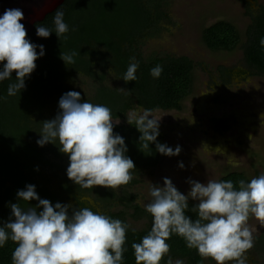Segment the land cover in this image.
I'll return each instance as SVG.
<instances>
[{
    "label": "trees",
    "instance_id": "16d2710c",
    "mask_svg": "<svg viewBox=\"0 0 264 264\" xmlns=\"http://www.w3.org/2000/svg\"><path fill=\"white\" fill-rule=\"evenodd\" d=\"M165 1L64 0L27 32V38L32 43L44 45L45 55L35 61L36 68L25 80L26 87L20 93L7 96L8 85L16 82L15 72L11 79L0 82V97H7L0 100V225L10 218V204L18 202L17 191L27 184H34L39 197L48 199L53 205L72 200L69 204L74 207H91L94 211L100 208L99 211L104 214L122 221L127 222L128 217L146 219L144 228L133 232L131 227L126 234L124 264H135L131 245L140 242L152 224V217L136 203V195L127 191L114 192L103 186L80 188L68 179L66 169L69 159L59 151L58 145L47 143L41 147L36 141L40 138L39 130L43 122L55 118L58 101L68 91L80 92L82 101L108 106L113 120L124 121L126 114L135 108L182 109V102L193 87L194 69L199 64L185 55L144 54L141 50L146 39L158 34L163 24L170 22ZM57 10L64 12L69 32L60 39L55 32L48 38L38 37L37 27L54 30ZM246 13L250 15V23L243 35L235 24L219 19L202 29L201 41L211 51L231 52L239 47L246 66V72L241 74L264 76V48L259 44L264 37V6H260L255 14L249 10ZM62 51L77 53L75 63L66 65L60 58ZM133 56L139 63L137 80L125 83L120 77L126 72ZM157 65L163 67V72L158 79H154L150 71ZM221 75L226 79L230 72L223 70ZM109 77L118 82L120 88L107 84ZM85 78L91 82L92 91L89 94L77 89V81ZM225 129V123L218 122L217 130ZM113 132L124 137L128 148L126 155L135 164V169L131 170L132 180L123 185L129 189L138 183L141 171L156 165L162 154L155 150V143L144 152L140 149L141 133L134 125L114 123ZM157 139L162 143L160 135ZM240 179L248 181L251 177L243 171L231 170L218 178L232 180L237 187L236 182ZM86 195L95 196L100 206L84 201ZM18 203L26 209L34 207L38 201ZM194 203L189 200V208ZM115 205H121L123 209L112 211ZM186 214L197 218L194 212ZM261 237L264 244V235ZM167 243L170 244L169 255L174 261L182 259L184 264H203V258L195 249L187 248L181 237L173 235ZM15 247L16 244L8 241L4 248H0V264H11ZM166 260L167 257L161 264H166Z\"/></svg>",
    "mask_w": 264,
    "mask_h": 264
},
{
    "label": "clouds",
    "instance_id": "9594fccd",
    "mask_svg": "<svg viewBox=\"0 0 264 264\" xmlns=\"http://www.w3.org/2000/svg\"><path fill=\"white\" fill-rule=\"evenodd\" d=\"M23 19L24 13L19 8H8L0 15V82L11 79L13 72L16 81L8 85V97L26 87L25 80L35 70V61L45 55L44 45L27 38L25 25L21 23ZM52 32L59 39L69 32L63 11L55 13L54 30L36 28L38 37L48 38ZM259 44L264 48V37ZM76 55L62 51L60 58L69 66L75 63ZM130 59L126 72L120 77L125 83L137 80L139 63L134 56ZM162 72L163 67L157 65L150 75L158 79ZM6 98L0 97V100ZM58 108L54 119L43 122L37 145L57 144L59 151L69 159L68 179L82 189L103 186L115 192L127 185L133 178L131 170L135 169V164L126 155L124 137L113 132L111 109L82 101L78 91L64 93ZM126 116L127 123L141 133L139 144L143 152L155 143L158 153L179 155V145L172 148L158 142L160 119L155 118L153 110H133ZM215 152L221 149L216 148ZM227 157L231 166H239L234 155ZM178 166L183 168L184 164L180 162ZM187 182L190 184L187 194L180 192L167 177L163 186L152 184L149 199L142 205L152 217V224L141 241L131 245L135 264H161L165 257L166 264H184L182 259L174 261L169 255L167 241L173 235L181 237L186 247L195 249L201 258H210L215 264H247L246 253L253 247L249 221L255 219L264 227V173L248 181L240 179L236 182L238 187L232 180L208 179L201 183L189 179ZM16 196L18 202L30 204L36 200L38 204L26 209L18 202L10 204L11 216L0 225V248L8 241L16 244L11 264H124L126 234L131 228L126 221L91 207L77 208L61 202L53 205L39 197L34 184H27ZM189 199L196 201L191 208ZM188 211L196 213L197 218L187 215Z\"/></svg>",
    "mask_w": 264,
    "mask_h": 264
},
{
    "label": "rangeland",
    "instance_id": "374dc122",
    "mask_svg": "<svg viewBox=\"0 0 264 264\" xmlns=\"http://www.w3.org/2000/svg\"><path fill=\"white\" fill-rule=\"evenodd\" d=\"M165 2L170 22L164 23L158 34L146 39L141 50L144 54L185 55L199 65L194 69L193 87L182 102L181 110H153L155 118L160 119L162 143L172 148L179 145V155L162 154L156 165L141 171L137 184L129 189L121 186L115 190L135 194L136 203L141 207L149 199L152 184L163 186L165 177L171 179L180 192L187 194L189 179L206 183L208 179L218 180L231 170L243 171L251 178L264 173V76L241 74L246 72V66L239 47L231 52L211 51L201 41L202 29L219 19L232 22L243 35L250 23L246 10L257 13L259 7L264 6V0H246L248 8L243 0ZM223 70L230 72L229 78L222 77ZM77 82V89L87 94L92 91L87 78ZM106 83L120 88L111 77ZM133 110L143 109L135 108L128 113ZM58 112L57 107L55 117ZM115 121L127 122V116L124 121ZM218 122L225 123L224 131L217 130ZM216 148L221 152H215ZM229 155L235 156L238 167L229 164ZM180 162L184 164L183 168L178 166ZM83 200L100 206L95 196L86 195ZM120 209H123L121 205L112 207V211ZM127 222L134 229L146 225L144 218L128 217ZM249 225L253 231V247L246 253L247 264H264V244L261 242L264 227L255 219H250ZM203 264H215V261L203 259Z\"/></svg>",
    "mask_w": 264,
    "mask_h": 264
},
{
    "label": "water",
    "instance_id": "95a60500",
    "mask_svg": "<svg viewBox=\"0 0 264 264\" xmlns=\"http://www.w3.org/2000/svg\"><path fill=\"white\" fill-rule=\"evenodd\" d=\"M64 0H0V15L8 8H19L24 13L21 21L26 31L33 29L36 22L42 21L44 17L53 12Z\"/></svg>",
    "mask_w": 264,
    "mask_h": 264
}]
</instances>
